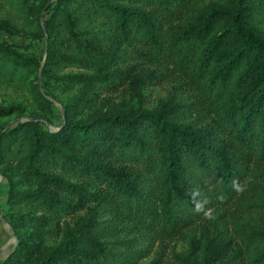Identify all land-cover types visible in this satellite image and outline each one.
Wrapping results in <instances>:
<instances>
[{
	"label": "trees",
	"instance_id": "obj_1",
	"mask_svg": "<svg viewBox=\"0 0 264 264\" xmlns=\"http://www.w3.org/2000/svg\"><path fill=\"white\" fill-rule=\"evenodd\" d=\"M1 1L14 22L0 18V83L37 114L0 132V172L21 186L8 196L26 208L4 217L16 242L0 264H136L163 236L221 226L229 205L264 214V0ZM170 76L189 99L94 109ZM237 225L230 257L264 264V227Z\"/></svg>",
	"mask_w": 264,
	"mask_h": 264
},
{
	"label": "rangeland",
	"instance_id": "obj_2",
	"mask_svg": "<svg viewBox=\"0 0 264 264\" xmlns=\"http://www.w3.org/2000/svg\"><path fill=\"white\" fill-rule=\"evenodd\" d=\"M0 18H6L14 22V14L1 0ZM17 37L14 33L6 32L3 35L4 41L9 43ZM37 82L41 84L42 79L37 80ZM72 91L71 89H54L53 93L57 95L59 101H64L72 94ZM137 92H140L141 103L147 109L156 108L172 93L176 98L189 99L188 92L181 84L180 79L177 76H170L158 79L152 78L149 82L140 86V89L134 87L126 89L123 93L104 94L102 100L94 109H109L112 112L127 110L132 105L134 97L136 98ZM59 101H52L54 124L50 125L49 128L53 131L57 129V125L61 122L62 106ZM8 104L19 105L23 110L9 117L0 118V132L15 122L26 120L37 114L28 93L0 83V105ZM10 181L0 172V262L7 257L16 242V239L10 233V225L4 217L10 218L12 213H16L20 208H22L21 211L26 209L25 205L10 201L8 196L9 185L20 186L17 183V178H12V183ZM245 215L246 210L229 205L226 208V217L222 219L221 226L213 225L204 220L194 223L191 228L183 230L177 235L163 236L155 240L151 253L136 264H203L218 253H221L220 258L215 260V264L227 262L229 264H239L242 258L241 254L235 255L233 258L230 256L241 246V232L245 231V227L236 228V225L240 221H249L251 225L264 227V214L256 213L255 209H252L251 212H248V216ZM220 227L222 229H219Z\"/></svg>",
	"mask_w": 264,
	"mask_h": 264
},
{
	"label": "water",
	"instance_id": "obj_3",
	"mask_svg": "<svg viewBox=\"0 0 264 264\" xmlns=\"http://www.w3.org/2000/svg\"><path fill=\"white\" fill-rule=\"evenodd\" d=\"M46 39H47V37H46ZM40 79H41V69H40V71H39L38 81H40ZM9 229H10V233H11V235L13 236V238L16 239L15 236L13 235L12 230H11L10 227H9Z\"/></svg>",
	"mask_w": 264,
	"mask_h": 264
}]
</instances>
